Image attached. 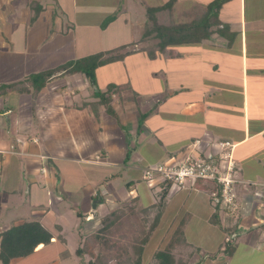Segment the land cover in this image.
<instances>
[{
	"label": "crops",
	"instance_id": "obj_1",
	"mask_svg": "<svg viewBox=\"0 0 264 264\" xmlns=\"http://www.w3.org/2000/svg\"><path fill=\"white\" fill-rule=\"evenodd\" d=\"M179 1L188 12L193 6L205 10L210 0ZM102 7L99 11L106 12ZM93 9L90 0H0V119L4 118V123L0 121V235L11 227L37 222L28 221L24 209L11 216L9 224L3 221L8 217L2 219L3 208L12 207V201L17 206V200L23 199V194L20 199L18 195L24 192L29 198L30 215L38 217V223L52 236L49 244L11 264H75L71 254L77 255L78 250L69 254L67 242L60 239L64 223L59 213L54 215V224L46 226L50 209L71 199V209H83L76 211L71 226L84 223L85 234L93 233L101 218L111 211L109 207L123 197L122 193L116 195L120 172L138 176L148 166L144 156L125 164L132 132L141 131L140 146L144 147L154 131L159 133L164 128L149 118L142 126L147 135L144 137L137 125L139 117L117 91L113 90L109 99L112 115L116 116L113 119L98 103L100 99L88 93L90 84L83 74L64 72L72 62L93 55L92 46L106 41L114 27L116 18L103 28L108 19L104 17L92 26L87 19ZM217 19L219 25L210 28L214 32L210 39L169 47L170 56L168 52H156L150 59L154 62L165 56L176 66L166 72L171 76L170 88L175 86L172 75L176 74L181 83L179 93L195 96L171 104L185 118L180 125L184 134L181 140L169 137L165 143L185 144L181 151L186 152L185 157L201 158L205 149L210 151L209 156L217 157L219 144L232 147L236 210L229 215L221 206L209 209L205 223L213 230L219 225L217 234L225 239L231 235L233 245L241 246L239 251L256 252L251 264H264V0H227ZM223 26L233 34L230 43L226 33L221 36L215 32ZM140 39L132 37L122 47L138 48L143 43ZM100 68L104 66L96 69L95 77ZM47 72L51 73L48 82L36 92L31 77ZM162 102L155 98L143 106V113H164L159 117L168 118ZM118 125L125 127L124 132ZM163 149L164 157L175 159V154ZM132 182L124 183L125 188L131 189ZM103 197L110 199L107 205ZM93 201H98L94 217ZM187 223L184 235L189 229ZM66 253L69 259L62 260Z\"/></svg>",
	"mask_w": 264,
	"mask_h": 264
},
{
	"label": "rangeland",
	"instance_id": "obj_2",
	"mask_svg": "<svg viewBox=\"0 0 264 264\" xmlns=\"http://www.w3.org/2000/svg\"><path fill=\"white\" fill-rule=\"evenodd\" d=\"M168 1L169 0H90L94 7V12L92 16L89 17L90 19L87 20L91 22L92 26L100 22L102 17L114 18L116 16V22L109 32L106 41H102L101 45H93L91 48L93 55L90 56L108 53L106 50L116 47H120L121 49L115 53H110L109 56H123L121 60L106 65L96 72V88L100 93L104 94L114 85L116 87L114 91L118 92V96L122 98L125 103H129L132 107L131 110H133L137 118L139 117L137 125L140 124L142 133H144L142 126H146L145 120L149 118H151V121L155 124L157 123L160 124L159 126L162 125L164 127L159 133L154 131L152 140L149 141L148 139V143L144 147L140 146V143H142L139 140L141 139V137H139L141 131L137 130V133L132 132L131 136H128L130 144L126 152L127 158H125V164H129L133 159L137 157L140 158V156H144L147 159L149 162L148 166L164 164L170 157H164L161 151L163 146L164 151L175 154L172 156H174L176 162L181 161L185 157L184 155L186 152H181L185 144L170 143L167 145L165 141L169 142V137L178 140L184 134L180 125L183 126L185 118L180 116L177 106H172L171 104L182 98H195L194 94L190 93L186 95L184 93H179L181 83L176 74L172 75V78H176L174 83L175 86L172 89L170 88L169 78H171V76H167L166 72L176 66L170 64L165 59V56L164 58L158 57L154 62L150 61L151 58L148 56L150 52H158L156 49L158 40L155 38L150 37L143 40V43L140 44L138 48H133L132 46L122 47L127 44L126 42L130 38L133 37L135 40H139L148 29L152 28L151 23L147 20V8L161 7ZM215 1L216 0H210L208 5ZM181 2L182 1L179 0L176 1L171 12L164 10L163 12L156 13L157 22L160 25L180 23L187 21L189 17L191 18V20H189L192 21L201 17L206 11V9H199L198 6H193V8L190 7L188 9L189 15L187 18L186 15L188 12L182 9L186 6L183 7ZM204 2L207 3L208 0H204ZM101 6H103L102 8L104 10L106 8L107 11H99ZM181 11L184 12V15ZM79 19L80 18L76 19V21ZM105 22L106 21H104V23ZM235 23L236 25L234 28L237 31L238 24L237 22ZM225 30L224 33L227 35L226 40L230 43L233 34L228 33L227 29ZM133 45L135 46L137 44ZM135 50H141L143 52L130 54L128 55L129 57L124 56L127 51L132 52ZM79 60L80 59L76 61ZM178 68L176 70L181 72ZM154 90H156V95H153ZM87 91L89 94H92L95 89L90 86ZM107 95L108 94L105 96ZM155 98L161 102L163 100L161 103L162 109L165 108L163 112L169 114L168 118L159 117L160 114L164 113H160L159 116H153L155 114L152 115V113L148 111L147 114L143 113V109H145L143 106L147 105V103H151V101L154 102ZM112 102L114 101L110 102L111 106ZM159 111L161 112L162 110ZM106 112L108 115H111L110 117L113 116L112 111ZM141 116L143 117L142 119ZM113 119H116V116ZM2 120H4V118ZM2 120L0 119V121ZM2 123H4V121H2ZM118 127L120 131L124 132L125 127H123V125H118ZM170 130H172L173 133H170ZM145 135L146 133L143 134L144 137ZM14 141L15 138L12 137V145H15ZM189 149L188 147V150ZM180 152L181 154H179ZM209 154L210 151L205 149L203 157L208 158ZM120 173L119 177H117L119 189L116 191V195L122 193L123 197L115 201L112 207L109 208H111L110 212L120 209L127 217H134L127 220L128 223L126 224H128L129 230H125L122 224L116 225L117 228L114 231L110 227L106 231H103L102 217L93 233L88 235L84 232V223L79 222L77 227L74 225L71 226V223L76 221V211H83L81 207H79V209L78 207H76V209H71V207H69L71 199H66L62 203H56V208L52 207L50 209L51 213L47 218L46 226L51 227L54 224V215L56 214V216H58L59 213L64 223L62 224L64 230L59 232L60 239L67 242V247L70 249V251H68L69 254L73 253L74 250H83L79 255L73 256L71 254V259L74 260L75 264H91L94 262L95 258L99 260L101 257H105L104 261H106L108 259L107 256L109 257L110 255L113 260H107L105 264H110L111 262L116 263V261L120 264H136L137 262L139 264H158L155 260V254L162 250L173 252L175 264H251L253 258L256 256V252L239 251L241 246L238 247L233 245L234 241L231 235H229V238L225 239L224 236L217 234L216 231L221 229L219 225L215 227L216 230H213L205 223L204 216L209 209L214 210L220 207V205H214L211 202V193L214 187L213 183L202 182L193 185L190 181H186L184 187L181 188L168 182L153 181L149 183L143 179V173L138 176H133L131 172L126 170ZM131 180L133 181V187L128 190L125 188L124 183ZM21 194H23V199L17 200V206H15L14 201H12V207L10 206L8 210L3 208L2 219L3 217H8V219L3 220L6 224H9L10 218H13L11 216L18 214L22 209H24V211L27 210L24 214L27 213L28 221H40L38 217H32L30 215V210L28 208L29 198L26 197L25 193H19L18 198ZM135 195H138V202L137 199L134 198L136 197ZM106 197H103V201L107 205V201H110V199ZM18 206H21V208L19 209ZM46 210L45 208L44 212ZM223 211L227 214L229 213V215L233 214L226 209ZM132 213H135L136 216ZM186 223L189 229L184 235L183 228ZM181 231L185 237L184 240L182 239V234H179ZM65 233H67V235H65ZM109 233L111 234L109 235ZM144 239H146V243L141 244L144 242ZM86 240L87 242L84 246ZM185 240L186 244H184ZM87 246H89V250H85ZM84 250L91 252L85 253ZM61 259H69L67 253L62 255ZM66 264L69 263L67 262Z\"/></svg>",
	"mask_w": 264,
	"mask_h": 264
},
{
	"label": "trees",
	"instance_id": "obj_3",
	"mask_svg": "<svg viewBox=\"0 0 264 264\" xmlns=\"http://www.w3.org/2000/svg\"><path fill=\"white\" fill-rule=\"evenodd\" d=\"M176 1L178 0H169L165 5L161 7H149L146 10L147 20L151 23L152 28L148 29L143 34L140 39V42L150 37L155 38L156 40H158L156 44V49L161 55L168 52V55L170 56L172 54V50L168 51L167 48L169 47L180 46L183 44H197L201 41L210 39L211 36L214 34V32L210 31V28L219 25V21L217 19L218 12L221 6L227 0H216L215 2L207 6L206 11L201 17L194 19L188 23H169L167 25H160L157 22L155 16L156 13L163 12L164 10H168L171 12ZM115 18L116 17L108 18L106 22L102 25V27L105 28L110 22L114 21ZM225 29L226 26H223L221 29H217L215 32L216 34H220L221 36H223L225 34ZM119 49L121 48H118L114 51H110L105 54L100 53L95 56H89L87 58L80 59L76 62L74 61L64 69V72L66 73L83 74L88 79L90 86L95 89L94 95L100 99V102L98 103L104 105L106 111L108 112L111 111L110 107H108L111 92H113L116 87L113 85L106 93H100V91L96 88L95 71L99 67L121 60L123 56H109L110 53H115ZM133 53L135 52H127L124 54V56H128ZM106 56L108 57L105 58ZM148 56H150L151 59L154 58L155 52L151 51ZM50 75L51 73L47 72L31 77V84L35 88L36 92L40 91L44 87V85L48 82V77ZM106 94L108 95L105 96ZM142 118L143 117L141 116V119ZM132 214L136 216L135 213ZM132 217H127L126 214H124L120 209L117 211L110 212L108 215L102 218V230L106 231L110 227L114 231L118 225L122 224V227L125 230H129V227L127 226L128 224L126 223H128L127 220H130ZM110 234L111 233H109V235ZM179 234H182V231L179 232ZM51 239V234L46 229H44L38 222H26L21 225L11 227L0 235V264H11V262L14 260L26 258L30 256L36 248H41L42 244H49ZM86 242L87 240L84 242V246ZM144 243H146V239H144V242L141 244ZM85 250H89V246H87ZM81 251L83 250H78L77 254H81ZM86 252L90 253L91 251H85V253ZM173 255V252L171 253L169 250L158 251L155 254V260L158 262V264H175ZM107 258V260H113L111 255L109 257L107 256ZM104 260L105 257H101L99 260L95 258L94 262L91 264H105L107 260ZM116 264L120 263L116 261ZM136 264L139 263L137 262Z\"/></svg>",
	"mask_w": 264,
	"mask_h": 264
},
{
	"label": "built area",
	"instance_id": "obj_4",
	"mask_svg": "<svg viewBox=\"0 0 264 264\" xmlns=\"http://www.w3.org/2000/svg\"><path fill=\"white\" fill-rule=\"evenodd\" d=\"M219 147V154L214 158L189 155L179 162L170 159L164 164L144 167L142 169L144 179L149 183L168 182L181 188L186 181H190L193 185L211 182L214 185L211 202L233 213L232 211L236 210L233 188L237 181L234 176L235 162L232 158V147L228 143L219 144Z\"/></svg>",
	"mask_w": 264,
	"mask_h": 264
},
{
	"label": "water",
	"instance_id": "obj_5",
	"mask_svg": "<svg viewBox=\"0 0 264 264\" xmlns=\"http://www.w3.org/2000/svg\"><path fill=\"white\" fill-rule=\"evenodd\" d=\"M98 201H93L91 206V215L94 217L96 216V207H97Z\"/></svg>",
	"mask_w": 264,
	"mask_h": 264
}]
</instances>
